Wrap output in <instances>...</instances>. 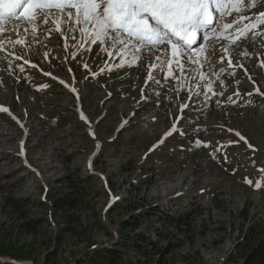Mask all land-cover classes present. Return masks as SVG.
<instances>
[{"label": "rangeland", "instance_id": "obj_1", "mask_svg": "<svg viewBox=\"0 0 264 264\" xmlns=\"http://www.w3.org/2000/svg\"><path fill=\"white\" fill-rule=\"evenodd\" d=\"M239 9L192 51L188 74L183 48L170 49L167 70L147 51L129 64L128 47L90 41L92 30L72 25L69 10L46 12L28 31L29 18L4 23L0 108L17 122L0 114V245L41 264L64 225L52 201L73 184L88 202L78 212L92 243L112 245L134 226L147 235L166 227L181 245L176 264L241 260L244 232L264 223V0ZM167 215H191L184 233ZM68 239L62 258L72 264L86 246Z\"/></svg>", "mask_w": 264, "mask_h": 264}, {"label": "snow or ice", "instance_id": "obj_2", "mask_svg": "<svg viewBox=\"0 0 264 264\" xmlns=\"http://www.w3.org/2000/svg\"><path fill=\"white\" fill-rule=\"evenodd\" d=\"M221 2L227 0H61L55 7L69 10L64 16L66 19L72 18L70 22L72 25L80 22L85 30L90 28L92 30L90 41L103 43L117 50L121 46L128 47L133 54V60L129 61V64H134L141 58L140 52L147 51L153 53L157 61H162L161 67L167 70L170 49L183 48V63L180 64V71L188 74L191 70L190 66L196 62V58L192 56V49L194 45L200 46L197 40L198 34L202 29L213 26L209 5H213L218 11ZM31 3L32 0H0V32L3 31L5 21L17 20ZM250 3L251 6H256V0H250ZM248 4L249 0H233V7L239 5L245 8ZM73 9L81 10V16L70 11ZM47 15L48 13L40 10L34 17L28 19L24 30L28 31L27 24L34 23L36 19L46 22V19L42 18ZM260 15L264 17V13ZM240 19L244 20L248 17L241 16ZM261 23H264V20ZM71 30L70 27L68 31ZM97 52L100 53L99 47ZM213 52H215L214 48L209 51V57ZM187 106L185 104V107ZM175 131L177 129L174 125L169 134ZM236 135L240 136L238 132ZM240 139L243 140L244 137L241 136ZM228 143L232 144L236 141ZM256 187H260L259 182Z\"/></svg>", "mask_w": 264, "mask_h": 264}, {"label": "trees", "instance_id": "obj_3", "mask_svg": "<svg viewBox=\"0 0 264 264\" xmlns=\"http://www.w3.org/2000/svg\"><path fill=\"white\" fill-rule=\"evenodd\" d=\"M69 188L70 193L59 194L52 201L54 215L58 216L64 225L50 241V248L41 264H71L63 261L62 258L68 238L75 239L80 245L86 246L72 264H176V258L173 261L172 259L181 245L179 242L176 243L171 236V231L166 227L155 229L153 235H147L143 231H138L137 226H134L127 235H123L110 246L103 247L98 243H92L88 237V227L82 224L78 212L86 208L88 204L86 197L77 185H69ZM13 210L21 211L19 202L13 205ZM248 212L247 208L241 213L245 220L249 219ZM19 217L24 218L23 214ZM190 217L191 215H188L175 219L167 215L164 219L169 223H174L179 233H184L185 224ZM32 226L34 227V222L31 221L28 227ZM25 228V225L21 226V229ZM241 242L242 245L239 247V251L243 252L241 264H264L263 221L250 226L244 232ZM131 253H134L136 257L126 259ZM0 255L2 257L0 264H23L30 260L28 254L15 249L13 245H0ZM197 255L198 252H194V256L197 257ZM182 259L185 264H198V260L192 256H183ZM232 259L235 258L232 257Z\"/></svg>", "mask_w": 264, "mask_h": 264}, {"label": "built area", "instance_id": "obj_4", "mask_svg": "<svg viewBox=\"0 0 264 264\" xmlns=\"http://www.w3.org/2000/svg\"><path fill=\"white\" fill-rule=\"evenodd\" d=\"M111 244L109 245H105V246H110ZM243 262V258L240 260V259H237V263L236 264H241Z\"/></svg>", "mask_w": 264, "mask_h": 264}, {"label": "bare ground", "instance_id": "obj_5", "mask_svg": "<svg viewBox=\"0 0 264 264\" xmlns=\"http://www.w3.org/2000/svg\"><path fill=\"white\" fill-rule=\"evenodd\" d=\"M31 7H32V6L28 7V9L31 10Z\"/></svg>", "mask_w": 264, "mask_h": 264}, {"label": "water", "instance_id": "obj_6", "mask_svg": "<svg viewBox=\"0 0 264 264\" xmlns=\"http://www.w3.org/2000/svg\"><path fill=\"white\" fill-rule=\"evenodd\" d=\"M23 264H27V263H23Z\"/></svg>", "mask_w": 264, "mask_h": 264}]
</instances>
